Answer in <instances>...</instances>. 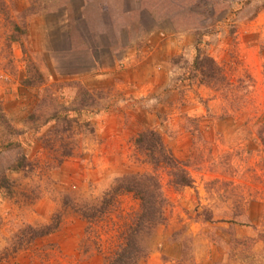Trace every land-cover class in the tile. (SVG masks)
I'll return each mask as SVG.
<instances>
[{"label":"rangeland","instance_id":"374dc122","mask_svg":"<svg viewBox=\"0 0 264 264\" xmlns=\"http://www.w3.org/2000/svg\"><path fill=\"white\" fill-rule=\"evenodd\" d=\"M198 39L224 77L215 86L194 74ZM144 129L191 185L153 169L133 142ZM18 142L37 166L5 173L39 198L0 192V264H104L107 236L70 208L56 231L3 248L63 199L152 171L165 218L138 264H264V0H0V171Z\"/></svg>","mask_w":264,"mask_h":264},{"label":"trees","instance_id":"16d2710c","mask_svg":"<svg viewBox=\"0 0 264 264\" xmlns=\"http://www.w3.org/2000/svg\"><path fill=\"white\" fill-rule=\"evenodd\" d=\"M199 42L200 39L194 46L195 52L191 63L194 74L199 72V82L215 86L224 77L216 61L201 54ZM55 117L57 113L54 112L44 121ZM133 142L153 165V169L160 166L168 167L172 183L179 187L191 185L192 179L185 169L184 162L174 156L158 132L153 129L141 130L136 134ZM13 146L18 149L19 154L6 165L4 171H0V192L8 197L17 195L23 202L33 203L39 196L31 193L29 185L27 188H17L15 182L5 173V171H20L26 175L33 173L34 167L37 166L21 152L20 142ZM64 155L70 156L71 153L66 152L63 153ZM125 194H130L135 201V207L131 211L125 212L120 207L118 198ZM165 205L166 198L154 171L124 174L115 178L100 197L94 200L76 201L63 199L61 210L55 212L47 223L24 224L14 234L17 243L7 245L3 248V252L13 253L20 247L26 248L37 238L56 231L60 227L62 217L67 213L66 209L70 208L85 220L88 229L96 227L97 236H107L108 247L103 253L104 264H138V261L146 255L145 239H148L156 226L164 221Z\"/></svg>","mask_w":264,"mask_h":264}]
</instances>
